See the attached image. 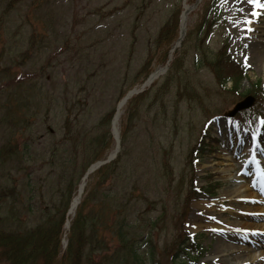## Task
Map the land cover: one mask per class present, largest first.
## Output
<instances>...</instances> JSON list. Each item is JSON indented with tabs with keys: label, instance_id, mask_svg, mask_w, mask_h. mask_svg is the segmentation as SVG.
<instances>
[{
	"label": "rangeland",
	"instance_id": "1",
	"mask_svg": "<svg viewBox=\"0 0 264 264\" xmlns=\"http://www.w3.org/2000/svg\"><path fill=\"white\" fill-rule=\"evenodd\" d=\"M196 1L0 0V144L10 136V120L18 117L24 122L14 128L17 144L31 143L39 156L62 139L67 116L73 128L88 139L105 133L100 118L111 110L114 115L118 102L136 89L123 106L118 138L127 133L128 154L121 157L130 172L128 189L138 180L141 186L144 180L150 181V193L137 204L144 212L142 221L134 223L141 227L138 244L148 241L160 264H174V242L192 235L202 252L195 264H219L217 245L222 237L227 243L262 252L263 259L256 264H264V209H249L238 216L232 201L241 197L237 192L228 195L244 180L262 194L257 190L258 198L250 203L259 206L262 199L264 206V172L259 171L264 164V124L260 123L264 121V8H255L249 0H221L223 20L209 29L207 40L196 35L202 41L195 36L204 2L200 0L190 10L186 27V32L194 34L181 42L168 66L177 57L179 68L173 73L167 70L141 89L148 75L164 64L159 61L167 46L157 48L154 44L160 27L175 10L181 12L185 4L192 6ZM253 11L258 14L253 16ZM224 35L229 54L247 67V78L235 92L230 91L231 82L222 89L207 64L223 44ZM147 60L146 69H152L147 74L139 72ZM254 82H260L261 98L250 92ZM12 86H16L12 92L17 88L21 93L19 109L3 104ZM144 91L146 94L134 102ZM190 92L196 97L191 98ZM248 96L252 103L233 112ZM242 111L250 112L243 121L237 117ZM4 116L8 120L4 121ZM110 127V137L94 154L102 151L108 156L115 148ZM198 139H202V149L192 179L204 191L189 195L186 154ZM170 151L176 180L167 187L161 158ZM229 151L235 178L226 180L220 163ZM120 153L121 145L117 155ZM35 163L33 175L48 172L40 159ZM95 172L85 180L84 190L90 182L98 181V175L92 178ZM179 174L182 182L177 180ZM135 190L140 193L138 185ZM224 209L228 211L222 213ZM205 214L223 220L227 232L202 220ZM246 217L262 228L254 233L238 231L236 224ZM147 247L141 249L145 254ZM242 257L230 250L224 264H240Z\"/></svg>",
	"mask_w": 264,
	"mask_h": 264
},
{
	"label": "trees",
	"instance_id": "2",
	"mask_svg": "<svg viewBox=\"0 0 264 264\" xmlns=\"http://www.w3.org/2000/svg\"><path fill=\"white\" fill-rule=\"evenodd\" d=\"M220 1L204 0L195 36H205L207 40L210 35L209 29L223 20ZM179 14L180 10H175L154 38L157 48L167 46L159 61L161 64L165 63L168 49L178 36ZM193 34L194 31L188 30L183 41H187ZM33 39L34 35L31 34L30 44ZM227 39L224 35L223 44L214 53V59L207 64L218 85L224 89L227 82H231L230 91L235 92L240 88L243 79L247 78V67L236 62L229 54ZM149 63L150 60H147L142 64L139 72L149 73L152 69V67L146 69ZM179 66L180 62L176 57L168 68V73H173ZM170 77L168 74L167 79ZM251 86L254 90L250 92L261 98L260 82L251 83ZM15 87L12 86L11 92L7 93L3 104L8 108L19 109L21 93L17 88L12 92ZM146 92L138 95L134 102ZM177 93L181 94L180 89ZM189 94L191 98L196 97L193 92ZM135 106L133 104L132 108ZM248 113L250 112L242 111L237 113V117L243 121ZM112 114L113 110L100 118L99 124L106 128L105 133L96 134L89 139L84 133L73 128L67 116L62 139L49 148L48 154L44 153L42 156L36 153L31 143H25L22 147L17 144L14 128L20 126L24 120H20V117L10 120L9 126L12 129L10 136L0 144V264H160L154 246L152 247L148 241H144L141 246L138 244L142 237L141 227L134 223L142 221L144 212L137 204L146 200L151 189L148 179L142 182V186L138 180L128 189L130 172L126 161L121 157L124 152L123 157L128 154L125 147L126 132L120 140L122 154H118L114 160L96 170L92 175V178L98 175L96 183L87 184L71 220L67 245L62 250L63 226L70 201L84 168L103 157L102 151L95 154L94 152L98 147L102 148L110 137L108 128ZM7 118L4 116V121L8 120ZM205 133L204 130L203 134ZM201 140L191 146L186 154L191 176L188 183L189 195L194 194V191H204L201 187H196V182L192 179L197 155L202 149ZM163 158L164 160L161 158L163 175L167 182L163 178L167 187H170L171 182L176 180L171 164V151L163 154ZM36 159H40L42 165L48 167L45 175H33L37 171ZM15 173L19 177H14ZM177 180L182 182L183 176L179 174ZM137 185L140 193L135 190ZM174 243L176 248L174 264H195L202 254L199 241L192 236L184 235ZM146 245L147 254L141 251Z\"/></svg>",
	"mask_w": 264,
	"mask_h": 264
},
{
	"label": "bare ground",
	"instance_id": "3",
	"mask_svg": "<svg viewBox=\"0 0 264 264\" xmlns=\"http://www.w3.org/2000/svg\"><path fill=\"white\" fill-rule=\"evenodd\" d=\"M189 13H190V5L185 4V8L182 12L181 22H180L181 36H183L185 34L187 23H188ZM258 51L261 52V54L263 53L260 49ZM173 52H174L173 50L170 52V57H172ZM123 106H124L123 102L119 101V103L117 105L116 112H115L114 117H113V127L115 130V133H117L118 123H119L120 115L122 113ZM114 152H116V146L112 150L111 154H113ZM220 164L223 166V172H224V176L226 177V180L234 179L235 178L233 175L234 158L232 156V152H230V151L227 152L224 155L223 160L221 161ZM262 167L263 168H259V171L264 172V164H262ZM84 182H85V180L82 179L79 186H78L75 197L73 199L70 211H69L68 216H67V222H66V226H65L66 231L68 230V227H69L70 217L74 213L75 207H76V205L80 199L81 192H82V189L84 186ZM258 189H259L258 187L252 188L249 184H247V182H244V180L242 181V183L236 184L235 188L232 189L230 194H228V195H231V194L237 192L238 197H241L237 201H234V200L232 201L235 203V205L233 206V208H234L233 212L239 216V215H244L243 212H246L249 209H254V210L264 209V206L262 205L263 204L262 199H261V201L257 202L260 204L259 206H255L254 204L250 203V199L258 198L255 196V194L259 193V196L262 195ZM257 190H258V193H257ZM227 211L228 210L224 209L222 211V213L227 212ZM202 220L207 221V223L210 226H213L216 229H220L223 232H227L228 227L225 225V223L222 222L223 220H221V219H215L214 217L205 214L202 216ZM231 223H234V222H231ZM259 228H262V227L259 226L256 222H253L250 217H246L243 222L240 221L236 224V229L238 231H242V232L248 231V233H254V231L256 229L260 230ZM217 249L219 250L218 253H220V257H219L220 260H218V261H220L219 264L225 263L224 262L226 260L225 257L228 256L230 250L237 251L240 254L245 256V258L244 257L240 258V260H239L240 264H254V263L256 264L258 262H261V259H263V253L262 252L259 251L257 254V251L251 249V247H249V246L240 247L237 244L227 243L224 241V239L222 237H219ZM218 261H216V262H218Z\"/></svg>",
	"mask_w": 264,
	"mask_h": 264
},
{
	"label": "water",
	"instance_id": "4",
	"mask_svg": "<svg viewBox=\"0 0 264 264\" xmlns=\"http://www.w3.org/2000/svg\"><path fill=\"white\" fill-rule=\"evenodd\" d=\"M181 19V18H180ZM181 33L179 32V37L177 39V41L175 42L174 46L170 49L171 51L176 49L179 46V42L182 40ZM169 61V58H168ZM167 61V62H168ZM168 67V64L166 63V65L164 67H160L157 68L155 71H153L148 77L147 79L142 83L141 85V89H143L145 86H148L155 78H157L160 74H162ZM137 90L136 89H132L130 91H128L126 93V95L122 98L121 102H126L132 95L133 93H136ZM252 103V98L250 96L246 97L243 101L237 103V105L235 106V109L233 112L238 111L242 108H245L247 106H249ZM113 130V127H112ZM114 130H113V134H114ZM118 141V140H117ZM115 155H108L107 158L105 160H101V161H97L95 163H93L86 171L85 176L87 177L90 173H92L95 169H97L99 166L109 162Z\"/></svg>",
	"mask_w": 264,
	"mask_h": 264
},
{
	"label": "snow or ice",
	"instance_id": "5",
	"mask_svg": "<svg viewBox=\"0 0 264 264\" xmlns=\"http://www.w3.org/2000/svg\"><path fill=\"white\" fill-rule=\"evenodd\" d=\"M249 3L252 4L255 8H264V3H261V0H249ZM257 14L258 13L256 11L252 12L253 16H256ZM260 123L264 124V121H261Z\"/></svg>",
	"mask_w": 264,
	"mask_h": 264
}]
</instances>
